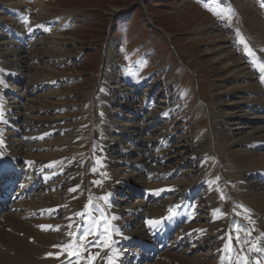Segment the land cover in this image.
Here are the masks:
<instances>
[{"label":"bare ground","instance_id":"bare-ground-1","mask_svg":"<svg viewBox=\"0 0 264 264\" xmlns=\"http://www.w3.org/2000/svg\"><path fill=\"white\" fill-rule=\"evenodd\" d=\"M27 1L28 0H0V8L3 10V14L7 16L5 18L0 17V65L2 64L0 69V82L3 79L0 84V97L4 88L6 89L5 86L10 84L8 80L13 79L12 75L7 72L11 67L23 78V82L20 85L14 84L15 89L7 91L12 93L14 97L7 99L6 109H9V115L14 120V125L20 128L23 132V136H25V142H22L20 139H14V144L10 140H6L4 143L6 148L12 150L15 157H24L25 165L28 168L26 170V180L28 183L37 182L38 180L44 183L55 180L61 181L64 180L63 178L66 176L65 180L70 184L68 191L65 193L57 192L58 182L45 187V184L42 187H39L40 185L38 184V191L40 192L43 190L41 191L43 192L42 196L45 195V197L41 200L39 194L37 195V191L28 201L24 202L28 204L27 209L33 213L30 215L33 221H22L21 219L24 217V214L18 212V208L16 209L17 205H14L15 208L12 207L13 205L11 206V209L16 211V213H9V219L24 228V231H21L19 238L0 231V237L10 242L0 243V264H68L70 259L71 264H78L81 261L77 262L75 257L70 258L68 254L73 250L70 247L73 240L75 242L77 241V237L74 235L77 225L82 224L84 220V217L79 214L89 213L90 216L99 217L101 209L110 224L119 230L120 234L112 237L118 245L133 243L127 240L126 237L129 236L130 238L145 241L148 243L149 248L154 247V250L159 251L157 249V242H162L163 239L161 237H163L164 233L168 230V225H161L162 221L165 217H171L176 214V212L170 211L169 207L167 210L160 211L162 208L160 205L162 202L161 199L163 198L162 195L171 190H175L179 193L188 192V197L198 193H207L210 190V186L207 182H204L202 178L205 177V180H207L209 177L206 174V170L212 167L215 169V159L212 156L213 153L217 154L219 157L217 159L220 160V168L222 169L223 167V170H226V174L223 175V182H225L227 190L228 204H235L234 206H236L237 203H241V205H238L240 215L244 216L241 222L246 224L248 228L245 229L240 227L239 223L237 224L240 216L238 215L236 218L233 217L236 215V212L233 213V209H231L226 216V218L228 216L229 218L223 220L222 216H220L219 209L224 208L218 205L213 206L212 218L210 217L207 220V224L189 230L185 228L182 238L177 242V245L173 249L171 248L169 252L165 251L159 255V257L163 255L168 256L171 263L162 262L158 259L154 264H212L207 258L203 262H200L199 260L203 256L195 255L196 257L194 256V259H190L191 257L189 258L188 255L195 250V247L191 250L185 248V244L189 245L191 244L190 242L196 240V246L202 247L211 239L215 240V249H217L218 260L214 262L215 264H236L239 257L243 256L244 253L249 255L248 260L251 262L257 259L258 257L255 259L251 258L254 253L256 254V251L251 249L254 247L264 249V82H262V73L259 71V65L263 64L261 58L264 57V21L254 16L253 23L262 37V39L259 40V44L250 47L248 41L242 38L243 42H241V37L239 38L237 51L239 50L240 53L245 55V58L240 57L238 52L230 45L229 38L218 26H205L204 23H200L199 26L196 27V30L193 31L195 38L191 39L192 42L203 37L208 38L209 44L206 54L215 53V55H217L213 62L220 61L221 69L226 71L227 78L223 81L214 80L211 85L214 93L212 97V106L216 108V112L212 114L210 128L206 130L201 127L194 135L195 141L192 142L190 146L187 145V143H182L186 152L189 151L192 155L196 152L195 157L190 156V154V157L180 158V160L183 161L182 164L186 165V170L182 171L177 167L179 165H176L179 164L180 161L174 162V164L164 169H162V167L157 168L162 161L161 157L169 153L168 150L162 151L163 146L169 143V138L167 139V136L163 135L155 138H143L142 133H146L154 126V124L147 125L138 122V118H141L140 116L143 114V110H136L133 112L130 110V113L135 115V117L130 120L128 118H122L121 116L124 114L117 112L114 107L112 108L109 105H104V112L95 114V118L92 120L93 123L90 128L88 139L77 137V135H73L72 139H69V137L57 139L63 132L54 127V125H57V121L55 120H60L63 116V110L58 108V103H52L48 101V99L51 100L54 97L56 98L60 96V94H44L42 95L44 97L43 99L37 94L44 90H53L54 83L56 84L55 81L57 79H63L65 75L60 74L57 70L45 69L40 67V65L38 66L39 68H37L39 70L38 74L35 75V72L28 74L26 71L28 66V53L26 54L24 52L23 46H27V42L23 39L30 34L25 32V30L28 31L36 24L40 28H46L51 31L54 27L58 26L59 23L63 22L61 21L63 16L56 18L54 22L50 23L49 27V25L44 22L45 20H43L44 17L42 15L44 14L40 13V17L35 18L36 21H32L31 25L28 22L29 27H24L21 21L26 18L25 14L27 12H25L24 17H22V13L18 11H21L23 7L27 6ZM32 1L42 3V0ZM240 1L241 0H229V2L234 5H238L237 3ZM38 9L43 12L41 5ZM16 13H19V15L17 16ZM1 15L2 12H0V16ZM11 28L14 30L13 36H16V38L10 37L9 31L12 30ZM57 28L59 27H56V29ZM32 34H34V32ZM60 34L61 33L57 31L54 33L55 36L52 35L48 38H43L33 45L31 42L30 44L28 43V47L30 50L35 46L38 47L37 49L40 48V50H44L42 54H45L47 59L56 58L60 61H64L67 55L58 50V47L63 44V36ZM10 39L15 42L10 41ZM19 41H22L23 45L19 43ZM245 45H247V47H245ZM248 49L255 54V57L248 54ZM37 51H35L34 48V51H31L32 55L29 56V59L35 60L38 57L35 56L36 53L38 54ZM111 52L112 56H108L107 59L112 65L116 62L115 54H117V51L116 53L115 50ZM63 63L64 62H62V64ZM6 64H8V67ZM51 65L54 66L53 63H51ZM105 68L106 64L104 69ZM29 69L28 71H30ZM24 73L25 76H32L26 79ZM45 73L48 75H44L45 77L42 75L41 77L40 74ZM39 75L41 78L37 79L36 77ZM67 77H65V79H67ZM107 79L109 78L103 77L101 82L102 91H100L101 88L99 87L97 93L100 91L99 96L103 95L110 104L116 105L117 103H111L109 99L111 98V94L108 90L110 86H108ZM24 80L27 81L26 84L28 80H31V85H26L25 88H23V84H25ZM48 80L49 83H47L46 86L40 85V87H33L36 84L46 83ZM147 101L145 104L148 105L149 102L147 103ZM94 103L95 99L93 100V110L96 105ZM255 108L261 111V115L259 113L255 115ZM38 109L40 110L37 111ZM125 110L124 111L127 112L129 108H125ZM50 111L52 112L51 116H54V118L49 120L51 122L48 120L42 122L40 120L41 118H38L42 126H44L41 128L42 132L39 133L33 126L34 120L37 118L39 112ZM170 112L171 111L168 110L161 112L158 118V120H160L159 122L172 115ZM202 112V109L197 108L196 114H198V116L202 114ZM186 113H188V110L183 109L178 116L180 117ZM127 119L130 121H125ZM23 120L27 121L25 125L20 124ZM244 122L249 124L247 128L240 127ZM201 123L204 122L201 121ZM48 124H50L51 127H49ZM98 128L99 130H97ZM29 131L32 132L31 136H41L38 137V140L42 142L35 143L31 136V138H27L26 134H28ZM56 132H60V134L56 136V139L47 142L48 140L46 139H51ZM44 135H47V137H44ZM90 140L91 144L93 143L92 150H90L93 152L91 153L89 150L90 153H87V151L84 150L87 148L88 141L90 142ZM126 140L128 142H126ZM129 141L134 147H138V149L129 145ZM212 144L215 146L213 153ZM151 147H153V150H150ZM42 149L44 150L41 151ZM101 151H103L102 158L99 157ZM149 152L151 154H149ZM0 154H2V158H0L1 163L5 161L6 157L2 151ZM193 157H197L195 164L198 167L192 162ZM163 159L165 160V157ZM167 161L168 160H165L164 163ZM86 162L96 167L98 166L97 169L99 168V170H103L105 173V181L108 187L103 191L105 194L101 197L96 196V194L98 195L100 192L96 191V194H94L91 190L83 187L81 185V179L76 177L77 170L81 171L82 167L86 165ZM155 163L159 164L153 167V169L146 170V175L142 173L140 175L138 172L139 170L131 168L135 165L145 169L143 165L150 164L149 166H152ZM127 186L131 188L130 191L132 193L141 191V194H145L147 197H155L154 201H157V203L154 202L156 204L149 206L145 204V200H143V202L138 201L134 208L132 207L134 210L139 209L141 211L139 214L141 217L136 216L139 222L134 223V231L129 229V225L122 223L120 218L125 216L127 219L129 215H134L135 211H132V209L129 210L128 204H125L123 210L127 212L119 214L116 212V208H109L107 200V198L110 199L111 196L114 195L117 191L116 189L128 192ZM72 189L75 190L70 191ZM196 191H198V193ZM35 195L36 198L39 199L38 201L33 200ZM22 202L23 201H18L16 203L21 204ZM166 202L167 201L164 203ZM242 203L248 207V212L259 218L258 225L260 226L259 229L257 228L258 231L256 230V234L254 233L255 229H252V226L247 224L248 221L245 222V217L250 218L251 216L249 217L245 212L244 209L246 206L243 209L244 206H242ZM60 211L62 214H59ZM0 217H2V215ZM59 217L63 219L62 221L60 220L61 222L59 221ZM112 217H116L117 219L113 220ZM149 221H158L159 223L149 224ZM190 221L192 222L193 218H191ZM41 225H51L53 228L42 230L40 227ZM69 225H71V227H69ZM124 225H126L125 228ZM57 226L59 230H55ZM250 229L252 230V234L249 233ZM157 236L159 239L155 242L154 240ZM236 236L239 237V243H237L235 239ZM179 243L183 244L182 248L176 250ZM229 244L233 251H229L228 248H226V245ZM116 247L117 245L115 244V248ZM49 253L63 254L59 255V258H55L54 256H49ZM259 254H261L262 259L260 260L259 258L260 264H264V253ZM109 256H111L114 264H121V260L126 255L120 253V257L117 260L115 253L106 249L103 260H107ZM255 256L256 255H254V257ZM148 257L151 256L149 255ZM99 263L101 264L102 262L98 259L93 261V264ZM80 264H83V261Z\"/></svg>","mask_w":264,"mask_h":264},{"label":"rangeland","instance_id":"rangeland-1","mask_svg":"<svg viewBox=\"0 0 264 264\" xmlns=\"http://www.w3.org/2000/svg\"><path fill=\"white\" fill-rule=\"evenodd\" d=\"M226 1L227 4L225 0H42V3L28 0L27 6L23 7L21 10L22 12L20 10L18 11L22 13V17H24V13L27 12L25 14L26 18L21 21L24 27H29L28 22L31 25L32 21H36L35 18H39L40 13L44 14L42 15L44 17L43 20H45L44 22H46L49 27L50 23L54 22L56 18L63 16V19H61L63 22L56 26L59 27L57 29L54 27L51 31L47 30L46 33H41L40 31L43 28H40L36 24L28 31L25 30V32L31 34L34 32V40L31 42L33 45L37 41L48 38L59 31L61 33L60 35L63 36V44L58 47V50L67 55L64 61H60L56 58H49V61L46 55L42 54L44 50H40V48L37 49L38 47L36 46L34 48L35 51L38 50V54L36 53L35 56L39 58L37 57L35 60H31L29 56L32 55L31 51H34V48H31V50L29 49L28 43L30 44V42L27 41V37L23 39L27 42V46L22 44L25 50L23 51L26 54L28 53V66L26 70L28 74L34 72L35 75L38 74L39 70L37 68H39L38 66L40 65V67L57 70L60 74L65 75L63 79H57L55 81L56 84L54 83V86L52 85L54 88L53 90H44L37 94L42 97V99L44 98L42 96L44 94H60V96L54 97L51 100L48 99V101L58 103V108L63 110V118L61 117L62 119L55 120L57 121V125H54V127L60 129L63 134L56 132L51 139H46L48 140L47 142L56 139V136L59 134L57 139L65 137L72 139L73 135L88 139L90 128L93 123L92 120L95 118V114L104 112V105H109L112 108L114 107L117 112L124 114L121 116L122 118H128L130 120L135 117V115L130 113V110H132V112L143 110V114L140 116L141 118H138V122L147 125L154 124L146 133H142L143 138H155L161 135L167 136V139L169 138V143L162 148V151H169V153L166 152L167 156H164L165 160L168 161L164 163L165 160L162 156L160 164L155 163L152 166L146 164V169H153V167H156L158 164L157 168L162 167V169H164L174 164V162L180 161L179 164H176L179 165L177 167L179 170H186V165L182 164L183 161L180 160V158L189 156L191 152H186L183 144L187 143V145L190 146V144L195 141L194 135L201 127L206 130L210 128L212 114L216 112V108L212 106V97L214 93L211 85L214 80L223 81L227 78L226 71L221 69L220 61L213 62L217 55H215V53L206 54L209 44L208 38L203 37L199 40H195L196 42H192L191 39L195 38L193 31L196 30V27H198L200 23H204L205 26L216 25L229 38L230 45L236 51L240 37L248 41L250 47L259 44V40L262 39L255 28L253 20L254 16H256L264 21V0H241L237 3L238 5L232 4L229 0ZM40 5L43 12L38 9ZM0 12H2L1 18L7 17L3 14L1 8ZM16 14L17 16L19 15V13ZM25 22L26 25H24ZM10 41L14 40L10 39ZM112 50H115V53L117 51V54H115V64L111 65L107 57L112 56ZM237 52L241 58L246 57L240 53L239 50ZM261 60L264 64V57H262ZM50 62L53 63L54 66H52ZM62 62L64 63L62 64ZM105 64L106 68L104 69ZM1 66L2 64L0 65V69ZM6 66L8 67V64H6ZM28 69L30 71H28ZM40 75L41 77L42 75L45 77L48 74L45 73ZM40 75L36 78H41ZM31 76L32 75L25 76L24 73L26 79ZM65 77H67V79H65ZM103 77L109 78L107 79L108 86H110L108 90L111 94V98L109 99L111 103H117L116 105L110 104L103 95L99 96V92L102 91L101 82ZM26 82L27 81L24 82L23 88L32 83L31 80H28L27 84ZM47 83H49V80L46 83L36 84L33 87H40V85L46 86ZM99 87L101 90L97 93ZM94 99V104L96 105L93 110ZM147 99V103L149 102V104L143 106V102H146ZM148 107L149 112L144 115ZM125 108H129V110L125 112ZM197 108L203 111L199 116L196 114ZM183 109L188 110V113L179 117L178 115ZM165 110L171 111L172 113L170 112V114L172 115L159 122V115ZM254 113L255 115H257V113L261 115L258 108ZM51 115V111L39 112L37 114V120H34L33 126L39 133L42 132L41 128L44 126H42L38 118H41L40 120L42 122L44 120L49 121L51 118H54V116ZM142 116L144 117L142 118ZM128 119L125 121H130ZM201 121L204 123H201ZM26 123L27 121L23 120L20 124L25 125ZM48 126L51 127L50 124H48ZM247 126H249V124L244 122L240 127L247 128ZM97 130H99V128ZM29 132V135L26 134L27 138L32 137L35 143L42 142L38 140V137L41 136H31L32 132ZM44 137H47V135H44ZM11 140L14 143L13 139H10V141ZM126 142L128 141L126 140ZM34 144L28 145L33 146ZM129 145L134 147L130 142ZM92 147L93 143L91 144L90 140L84 151L92 153ZM212 147L213 153L215 146L212 144ZM134 148L138 149V147ZM192 149L196 151L194 148ZM43 150L44 149L41 151ZM149 154L151 153L149 152ZM195 155L196 152L194 155L191 154L190 156L195 157ZM212 156L215 159V166L213 165L215 169L212 167L213 169H209L210 172L206 170V174L209 177L207 180H205V177L202 178L204 182L209 184L210 190L207 193L205 191H203L205 193H198V191H196L199 194L196 195L201 197L198 206V217L196 219V217L192 216L193 222H191L190 227H185L187 230L207 224V220L210 217L212 218L213 206H217L218 203L220 207L221 201L222 203L223 201H227V190L225 182H223V175L226 174V170H223V167L222 169L220 168L221 163L220 160L217 159L219 158L217 154L213 153ZM99 157H103V151L100 152ZM194 157L192 162L196 165L195 162L197 157ZM97 167L86 162V165L82 167L81 171L77 170L76 177L81 179L80 181L83 187L91 190L94 194H96V191L100 192V194H96V196L101 197L105 194L103 191L108 187V184L105 181L104 171L99 170V168L97 169ZM93 172H95L96 175ZM139 174L141 175V173ZM65 178L66 176H64V180L61 181H50L53 184L59 183L57 184L58 193H65L69 189L70 183L65 180ZM90 179L96 180L92 181ZM172 191L174 192L171 194L173 198L188 196V192L179 193L175 190L168 191L166 194ZM40 192L38 191L37 195L39 194L42 200L45 195L42 196L43 192ZM142 199V197L130 195L129 198L124 197L121 200V204L123 207L125 204H128L129 210H134L135 204H137L138 201L143 202ZM170 199L167 198L166 200H162L160 203L162 207L160 211L168 209L172 201ZM33 200L38 201L39 199L36 198L35 195ZM165 201L167 202L164 203ZM156 203H154L153 200L151 205ZM14 205H17L16 209L18 208L19 213L24 214V217L21 219L22 221H33L30 217L33 213L27 209L28 204L24 202L21 204L14 203L12 207H14ZM234 205L235 204L230 205L226 202L224 204V209H219L220 216H222L224 220L229 214V211L233 209V213L236 212V215L233 217L236 218L238 215L240 216L237 224L241 223L239 224L240 227L247 229L248 226L241 222L244 216L240 215L238 211V205H241V203H237L236 206ZM242 206H244V209L246 205L242 203ZM244 210L249 217L251 216L249 218L250 221L255 222H247V224L251 225L252 229H255L254 233L256 234V230L257 228L259 229L260 226L258 225L259 218L248 212L247 206ZM135 211L138 212V209ZM9 213L15 214L16 211L8 209L0 213V215H2V217H0V231L19 238L24 228L12 222L8 217ZM59 214H62V212L60 211ZM227 218H229V216ZM60 220L62 221L63 219L59 217V221ZM135 222H139L137 218L133 219V223ZM249 233L252 234L251 229ZM74 242L73 240L72 244H74ZM192 242L189 244V246L191 245L192 247L184 246L189 250H191L193 246L195 247L196 251L194 250L188 255L189 258L191 257L190 259H194L196 257L195 255H198L204 257L199 260L200 262H203L207 258L213 264L218 260L214 239L209 240L202 247L196 246L197 240ZM0 243L10 242L0 237ZM174 247H172V249ZM90 251L92 253L99 252L100 256L96 259L102 262L101 264H104L103 255L106 249L101 250L100 248H92ZM254 255L256 256L254 257ZM254 255L251 257L252 259L258 257L257 259L260 258V260H262L261 254L258 252H256V254L254 253ZM87 256L88 252H82V257ZM243 256L249 257L247 253H244ZM158 259L162 262L171 263L166 255L158 257ZM80 261L82 262L83 259ZM249 262L251 264L250 260Z\"/></svg>","mask_w":264,"mask_h":264},{"label":"snow or ice","instance_id":"snow-or-ice-1","mask_svg":"<svg viewBox=\"0 0 264 264\" xmlns=\"http://www.w3.org/2000/svg\"><path fill=\"white\" fill-rule=\"evenodd\" d=\"M241 42H243L242 38ZM245 47H247V45H245ZM248 54L250 56L255 57V54L252 53L250 49H248ZM259 71H261L262 73V82H264V64L259 65ZM0 158H2V154H0ZM74 190L75 189H72L70 191ZM79 215H82L84 217V220L82 224L77 225L76 233L74 234L77 237V242L70 246L73 250L68 254L69 257H75L77 262L83 259V264H93V261L100 256V253H92L90 249L100 248L101 250L107 249L111 252H114L116 259L118 260L120 257V251L115 248L116 241L112 239V237L115 235H119L120 233L119 230L116 229L113 225H111L108 219L105 218L103 210H100L99 217L90 216L89 213H82ZM112 219L115 220L117 218L112 217ZM148 223L158 224L159 222L149 221ZM40 227L42 228V230H48L53 228V226L51 225H41ZM69 227H71V225H69ZM55 230H59L58 226L55 228ZM88 237H92V239H87ZM106 237L107 239H105ZM235 239L237 240V243H239V237L236 236ZM226 248H228L229 251H233L230 244L226 245ZM251 250H254L258 253H264V249H261L259 247H254ZM82 252H88V256L82 257ZM61 254L63 253H49L48 255L54 256L55 258H59V255ZM69 264H71V259L69 261ZM104 264H114L111 256H109V258L104 261ZM237 264H250V262L247 257L241 256L237 260ZM251 264H260V260L255 259L251 262Z\"/></svg>","mask_w":264,"mask_h":264}]
</instances>
